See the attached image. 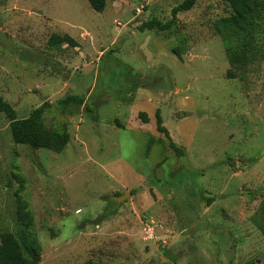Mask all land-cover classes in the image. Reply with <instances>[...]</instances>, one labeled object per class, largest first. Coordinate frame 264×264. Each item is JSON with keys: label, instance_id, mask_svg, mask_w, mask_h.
I'll use <instances>...</instances> for the list:
<instances>
[{"label": "rangeland", "instance_id": "1", "mask_svg": "<svg viewBox=\"0 0 264 264\" xmlns=\"http://www.w3.org/2000/svg\"><path fill=\"white\" fill-rule=\"evenodd\" d=\"M183 1L97 12L88 0H0V96L18 118L51 103L46 125L69 134L59 153L31 149L0 113V232L19 239L18 193L39 264H264V0L234 78L213 28L232 14L224 0H192L169 30L138 28ZM52 33L79 48L49 46ZM68 94L84 104L62 111Z\"/></svg>", "mask_w": 264, "mask_h": 264}, {"label": "trees", "instance_id": "2", "mask_svg": "<svg viewBox=\"0 0 264 264\" xmlns=\"http://www.w3.org/2000/svg\"><path fill=\"white\" fill-rule=\"evenodd\" d=\"M224 1L230 7L232 14L218 19L213 28L217 33L222 34L227 42L226 56L229 68L226 70L225 75L227 78H234L237 74L244 72L247 61L253 57L255 48L253 32L255 23L253 18L261 9L262 3L260 0ZM88 3L94 11L101 12L105 8L106 0H88ZM191 5L192 0H184L171 10V18L166 22L152 18L142 22L138 28L141 31L145 29L169 30L177 13L188 9ZM47 44L49 46H79L77 40L67 33L61 35L52 33L47 40ZM174 53L178 58L180 57L176 49H174ZM84 102L85 97L82 95L68 94L57 100L56 105L62 111H66L71 106H82ZM51 107V103L45 102L31 110L26 117L18 118L12 106L0 96V113L8 120V129L13 143L26 145L31 149L46 148L56 153L61 152L69 142V134L65 123H63V128L60 130L46 125L45 112ZM138 116L143 123L148 121L145 112H139ZM155 117L157 132L163 134L168 140V147L177 155H180V149L171 140L158 112ZM153 142V137L149 138L146 153ZM15 196L17 201L15 218L19 239L10 231L0 232V264H39L41 249L33 233V217L27 209V203L18 193Z\"/></svg>", "mask_w": 264, "mask_h": 264}, {"label": "water", "instance_id": "3", "mask_svg": "<svg viewBox=\"0 0 264 264\" xmlns=\"http://www.w3.org/2000/svg\"><path fill=\"white\" fill-rule=\"evenodd\" d=\"M129 195H130L129 192H128V191H125V192H124V196H123V197H119V198H118V201H121V200L125 199V197H127V196H129Z\"/></svg>", "mask_w": 264, "mask_h": 264}, {"label": "crops", "instance_id": "4", "mask_svg": "<svg viewBox=\"0 0 264 264\" xmlns=\"http://www.w3.org/2000/svg\"><path fill=\"white\" fill-rule=\"evenodd\" d=\"M70 36H71V35H70ZM77 42H78V41H77ZM78 43H79V42H78ZM78 48H79V47H78ZM100 53H101V52H100ZM100 53H99V54H100Z\"/></svg>", "mask_w": 264, "mask_h": 264}]
</instances>
